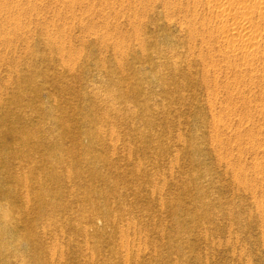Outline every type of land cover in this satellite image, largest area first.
Here are the masks:
<instances>
[{
	"label": "rangeland",
	"instance_id": "obj_1",
	"mask_svg": "<svg viewBox=\"0 0 264 264\" xmlns=\"http://www.w3.org/2000/svg\"><path fill=\"white\" fill-rule=\"evenodd\" d=\"M0 3V264H264V0Z\"/></svg>",
	"mask_w": 264,
	"mask_h": 264
},
{
	"label": "bare ground",
	"instance_id": "obj_2",
	"mask_svg": "<svg viewBox=\"0 0 264 264\" xmlns=\"http://www.w3.org/2000/svg\"><path fill=\"white\" fill-rule=\"evenodd\" d=\"M254 2H255V0H254ZM2 3V2H1ZM0 3V4H1ZM258 2H256V4H257ZM256 4H255V7H256ZM261 4V3H260ZM224 5V4H223ZM3 6V5H2ZM261 6H262V4H261ZM226 7V5L224 6V8H223V10L225 9H227V8H225ZM246 7H248V6H244V4H243V6H242V9H243V13H247L246 12ZM263 7V6H262ZM251 8V7H250ZM255 9V8H254ZM257 10V9H256ZM248 13H250V12H248ZM246 19V18H245ZM248 19V18H247ZM244 22V21H243ZM247 22V21H246ZM246 24V23H245ZM247 24H248V22H247ZM238 26H239V22H238ZM248 26H249V24H248ZM237 28L238 27H236V31H237ZM240 28V29H239ZM238 28V32H241V31H243V30H248L247 28L245 29V26H244V24L243 23H241V25H240V27ZM235 29V28H234ZM237 32V33H238ZM243 32H245V31H243ZM247 33H248V31H247ZM239 34V33H238ZM241 34V33H240ZM242 35H243V33H242ZM245 35H246V33H245ZM244 35V36H245ZM248 35V34H247ZM240 36V35H239ZM246 39V38H245ZM253 40V39H252ZM248 41H250V40H248ZM4 122H7V121H4ZM10 128H11V131L14 133V126H10ZM14 136V135H13ZM12 148V146L11 145H8V144H6V146L4 147V148ZM56 164H54V166H55ZM43 169H45V168H43ZM4 170H5V175H4V177H1L0 176V185L1 186H8L7 185V183L9 182V181H11V180H9V181H7L8 179H14V176H13V171L11 170V168H9V167H7V166H4ZM25 172V171H24ZM23 173V172H22ZM51 173H53V172H51ZM54 174V173H53ZM28 175H26V174H20V176H19V180H21V181H26L27 179H28ZM47 177H48V175H47ZM49 177L51 178V176L49 175ZM53 177V176H52ZM2 178V179H1ZM44 179V178H43ZM45 181V180H44ZM44 181L42 182V183H44ZM2 182V183H1ZM27 183V182H26ZM10 185V184H9ZM25 186V185H24ZM41 190V189H40ZM4 191H9V192H11V191H13V188H11V187H9V189L8 190H3V194L5 193ZM25 191H26V189H25ZM0 194H2V192H0ZM26 194V193H25ZM45 194V193H44ZM5 195V194H4ZM38 196H39V194H37ZM40 198V197H39ZM38 198V199H39ZM43 200V199H42ZM6 204H4V203H0V241H1V238H4L5 236H9V235H14V234H12V232H14V229H12L13 228V223H14V209H9L8 207H6L5 206ZM33 207V206H32ZM40 208H42V205H41V207ZM31 209H33V208H31ZM41 211H43V209L41 210ZM39 216H41V215H39ZM38 216V217H39ZM106 217L108 218V220H109V215H106ZM31 230V229H30ZM28 231V230H27ZM44 231V230H43ZM33 233V232H32ZM29 235V234H28ZM33 236V235H32ZM38 235H36V237H37ZM38 238V237H37ZM36 238V239H37ZM36 239H34V237L31 239V244L33 245V247L35 248V251H34V254L35 255H41V252H40V249H41V242H39V240H36ZM30 240V239H29ZM26 241H27V239H26ZM28 242V241H27ZM25 243L26 245L28 244V243ZM23 243V242H22ZM21 244V240H20V238L18 239H16V240H14V238L11 240V241H7V243L5 244V247L6 248H12V249H14V245H16V247L17 246H19ZM4 246H2V245H0V248L2 249V248H5ZM39 253H38V252ZM51 254V253H50ZM41 257H43V255H41ZM62 257V256H61ZM34 258H35V256H34ZM36 258H38V256H36ZM40 259V258H39ZM41 260V259H40ZM39 260V262L41 263V261ZM38 262H36L35 264H37ZM5 264H7L6 262H5ZM44 264V263H43Z\"/></svg>",
	"mask_w": 264,
	"mask_h": 264
}]
</instances>
